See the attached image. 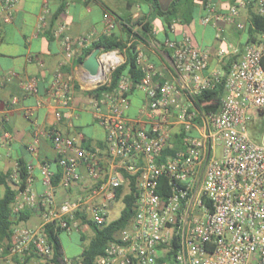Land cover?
<instances>
[{
  "label": "built area",
  "instance_id": "obj_1",
  "mask_svg": "<svg viewBox=\"0 0 264 264\" xmlns=\"http://www.w3.org/2000/svg\"><path fill=\"white\" fill-rule=\"evenodd\" d=\"M17 3L2 0L3 22L12 20ZM251 3L238 0L226 12L208 4L201 23L244 31L247 25L240 12ZM47 5L48 0H43L41 22L49 14ZM257 10L264 19V0H258ZM103 25L104 32H112L115 16L105 13ZM54 35L61 38L65 57L72 61L97 41L95 32L72 37L64 25ZM164 46L171 52L177 80L160 82L156 66L139 48L136 62L143 76L136 85L121 76L112 86V74L125 62V49L99 48L96 75L82 64L76 80L61 68L52 74L36 108L51 107L56 121L69 126L75 86L82 91L104 88L90 101L94 119L104 129L106 147L86 148L80 134L65 136L54 127L44 132L37 127L29 150L35 152L38 138L47 135L58 169L49 162L41 164L42 191L37 193L32 189L34 166L27 165L25 187L11 210L18 214L28 208L40 223H20L13 226L9 241L0 239V264H49L52 248L46 225L67 234L85 232L87 221L106 225L109 210L118 202L116 191L123 187L126 193L132 178L134 215L107 243L97 264H264V31L247 41L240 57L230 63L217 111H205L194 101L221 81L222 75L206 74L208 52L194 46L186 34ZM230 49L238 54L237 48ZM227 54L226 49L219 50L220 57ZM14 77L8 73L6 80ZM38 81L18 79L29 95L38 94ZM133 88L142 93L143 101L136 115L129 117ZM34 110H25L28 119ZM0 117L7 119L6 113ZM175 134L180 135V147L173 155H164L173 148ZM9 140L7 136L0 145ZM10 178L19 189L18 165ZM81 183H85L81 193L56 200L57 187L70 190Z\"/></svg>",
  "mask_w": 264,
  "mask_h": 264
},
{
  "label": "crops",
  "instance_id": "obj_2",
  "mask_svg": "<svg viewBox=\"0 0 264 264\" xmlns=\"http://www.w3.org/2000/svg\"><path fill=\"white\" fill-rule=\"evenodd\" d=\"M171 1L159 0V3L162 8H166ZM237 1L205 0V3L196 1L198 6L196 14L189 22L177 21L167 31L162 21L154 18L151 22V30L143 32L140 26H135L132 34H129L126 30L128 28L126 20L134 21L144 17L145 20L151 21L150 7L143 0H48L49 14L44 22L40 21L43 0H18L9 23L2 20L5 13L0 0V82L2 84L0 116L4 113L7 115V119L0 117V142L7 136L10 137L8 144L0 145V176L12 174L17 162L23 160L27 165L34 166L32 189L37 193L42 191L39 167L43 162H49L53 169L58 167L52 141L47 135L42 133L38 138L35 152L29 150L36 138L37 127L43 132L54 127L65 136L80 134L83 136L81 141L83 146L90 145L92 148L99 149L100 144L104 143V129L94 119L91 96L87 95L86 91L78 89V86H75L73 90L72 126L64 120L56 121L51 107L36 108L37 102L44 99L45 90L56 70L61 68L75 80L80 78L82 73L80 65L76 64V59L73 61L66 59L61 38L54 35L59 25H64L67 33L72 37L95 32L97 40L103 36L113 35L123 42L129 40L138 43V48L145 53L147 60L156 66L160 74V82L178 78L172 67L171 52L165 48L164 43L167 40L180 39L186 34L191 38L194 46L208 52L206 74L221 76L224 74L226 62L231 57L240 55L244 44L258 36L250 39L245 30L237 31L233 26L203 25L201 18L208 4L215 5L220 12H226ZM250 1L252 3L240 12V20L246 25L249 22L250 11L258 14V0ZM107 12L116 18L115 28L110 33L104 32L103 16ZM133 33L136 36H133ZM231 46L237 48L238 54L230 53ZM222 48L228 52L224 57L219 56V50ZM8 73L15 74L10 81L6 80ZM32 77L39 79L36 95L25 94L18 83V79ZM129 100L127 116L134 117L142 104L143 95L139 91H134L130 94ZM27 108L35 109L31 119L25 115ZM8 183L12 185L11 178ZM84 184H77L70 190L57 187L56 200L60 202L76 196L81 193ZM3 192L4 186L0 185V196ZM39 223L40 219L33 212L24 222L25 225L30 226ZM65 258H67L66 254Z\"/></svg>",
  "mask_w": 264,
  "mask_h": 264
},
{
  "label": "trees",
  "instance_id": "obj_3",
  "mask_svg": "<svg viewBox=\"0 0 264 264\" xmlns=\"http://www.w3.org/2000/svg\"><path fill=\"white\" fill-rule=\"evenodd\" d=\"M143 1L148 3L150 7L151 21L145 20L144 17H140L134 21L130 19L126 20V24L128 25L126 30L129 34H132V29L135 26H140L143 32L151 30V22L154 18L160 19L163 26L168 31L177 21L180 23H186L193 19L198 7L196 1H203V3H205V0H172L166 8H162L159 0ZM245 31L249 35L250 39L254 36H258L262 31H264V19L257 13L250 11L249 22ZM133 36L136 35L133 33ZM129 42V40L126 42L120 41L113 35L100 37L92 44V46L82 50L76 58V64H82L87 56H89L96 48H102L105 51L125 49V62L112 74V86L117 84L121 76H128L132 84L136 85L140 82L143 76L136 62V54L139 44L131 42L130 45L127 46ZM239 57L240 55L233 56L228 62H226L224 66L225 71L221 76V81L213 89L204 91L200 96L194 99L195 103L199 107L205 111L218 110L223 95L224 76L229 69L230 63L237 60ZM103 89L104 88H99L97 90L86 91V94L89 96H96ZM134 91L135 89L133 88L130 91L129 96L134 93ZM172 143L173 148H167L164 151V155H173L180 147V135L175 134ZM84 147L92 148L90 145H85ZM105 147V143H103L102 145L100 144L99 149L104 150ZM17 165L20 180L19 189H16L14 186L12 187V185L8 183L11 173L0 176V185L4 186V192L0 196V239L7 241L11 239L13 226L26 222L32 213V211L28 208L18 214L12 213L11 210L17 194L25 187L24 185L27 177V164L23 160H19ZM124 190L125 189L121 187L116 191L117 201H121L123 203V208L118 218L109 221L104 226H97L91 221H84L87 223L88 229L93 235L88 244L82 249L78 258H74L73 264H78V261L83 264H97L96 261L99 256L103 254L107 243L115 240L118 231L128 225L134 215V202L136 199L135 180L133 178L130 179L128 191L125 193ZM45 233L52 248V257L49 264H66L64 260L65 254L60 240L62 232L59 229H55L53 225L49 224L45 227ZM81 240H85V236L83 234H81Z\"/></svg>",
  "mask_w": 264,
  "mask_h": 264
},
{
  "label": "rangeland",
  "instance_id": "obj_4",
  "mask_svg": "<svg viewBox=\"0 0 264 264\" xmlns=\"http://www.w3.org/2000/svg\"><path fill=\"white\" fill-rule=\"evenodd\" d=\"M123 208V203L118 201L114 203L111 210H109L108 220L116 219ZM30 226V225H29ZM81 234L85 236V240H81ZM92 232L88 229L83 233L73 232L71 234L62 233L60 235L61 243L67 259L73 261L74 258L80 254L82 249L88 244L92 237Z\"/></svg>",
  "mask_w": 264,
  "mask_h": 264
},
{
  "label": "water",
  "instance_id": "obj_5",
  "mask_svg": "<svg viewBox=\"0 0 264 264\" xmlns=\"http://www.w3.org/2000/svg\"><path fill=\"white\" fill-rule=\"evenodd\" d=\"M99 53V48H96L83 62L82 67L86 70L90 75H96L98 71V61L97 55Z\"/></svg>",
  "mask_w": 264,
  "mask_h": 264
}]
</instances>
